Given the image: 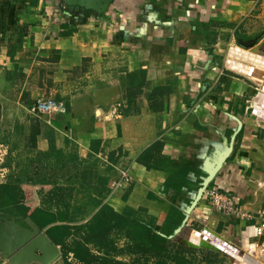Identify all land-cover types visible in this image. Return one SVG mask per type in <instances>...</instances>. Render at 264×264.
<instances>
[{"label": "crops", "instance_id": "crops-1", "mask_svg": "<svg viewBox=\"0 0 264 264\" xmlns=\"http://www.w3.org/2000/svg\"><path fill=\"white\" fill-rule=\"evenodd\" d=\"M262 42L264 0H0L6 166L16 175L54 153L105 159L112 173L100 207L159 228L172 218L176 234L222 226L245 245L255 222L192 206L200 189L218 185L246 208L264 209L260 178L249 173L256 159L264 167V122L253 116L264 82L228 66L264 72V48H255ZM41 98L63 103L67 113L50 123L32 117ZM114 105L120 113L109 120ZM68 167L65 159L61 169ZM127 168L131 183L110 193L118 169ZM11 175L19 202L40 209L51 201L49 183ZM3 249L0 264H14ZM259 255L249 263L263 264Z\"/></svg>", "mask_w": 264, "mask_h": 264}, {"label": "rangeland", "instance_id": "rangeland-1", "mask_svg": "<svg viewBox=\"0 0 264 264\" xmlns=\"http://www.w3.org/2000/svg\"><path fill=\"white\" fill-rule=\"evenodd\" d=\"M261 144H264V141ZM259 149L264 150L262 147ZM65 159L69 167L61 169V163ZM34 160L38 165L37 169L30 168L15 175V170L11 171L9 168L10 176L14 174L23 182L49 183L52 186L51 193L48 191L51 201L40 203L39 208L44 212L42 217L54 223L51 226L63 227V232L68 234L66 245L71 250L79 247L84 250L85 260L77 259L71 252L68 255L70 264H228V258L220 252L190 248L174 242L176 233L173 223L176 221L172 218L165 227L159 228L161 226H157L154 220H142L135 213L115 215L116 213L108 210L100 212V205L107 196V181L112 173V168L106 166L105 159H97L99 162L81 161L75 153H69L68 156L54 153L49 158ZM262 160L264 162V156L260 155L259 163H262ZM257 161L258 159L255 160V171L249 173L260 178L259 182H255V187L264 189V167ZM10 176L3 186H8L10 195H13L17 182ZM26 223L24 225L22 220L13 219L10 213L0 211V224L4 228H35L44 238L48 237L46 231L41 230L35 223ZM213 231L231 243H239L245 251L255 241L264 242V238L252 237L248 238L249 241L244 245L243 239L239 238L233 229L226 233L221 226ZM13 244V249L20 250ZM57 247L61 256L51 264H65L62 248ZM259 253V261L264 264L262 249ZM25 264L44 262L36 257Z\"/></svg>", "mask_w": 264, "mask_h": 264}, {"label": "water", "instance_id": "water-1", "mask_svg": "<svg viewBox=\"0 0 264 264\" xmlns=\"http://www.w3.org/2000/svg\"><path fill=\"white\" fill-rule=\"evenodd\" d=\"M78 8L83 10L85 9L83 6H78ZM255 48L253 50H255ZM263 48H264V42H262L261 44H259V46H257L258 50L259 49L263 50ZM243 60L247 61L246 59ZM248 62L255 63L253 61H248ZM228 66L229 68L237 70L238 72H241L247 76H251L254 78L256 77L260 80L262 79V82H264L263 79L264 72H261L260 70H255L253 68L244 67L241 65L237 66L233 64H228ZM253 109H254V114L258 116H260V111H257V109H262L264 112V83L262 86V90L259 91L254 98ZM253 116L255 118V115ZM206 188L207 186H205L204 188L198 191L196 200L192 206L193 208L200 201ZM206 231L207 230L203 231V233H200V232H196V230L187 227L182 229V231L178 232V234H176L173 240L178 244L190 248H196V249L202 248V249H209L220 252L229 259L228 264H237L238 260L236 259V256L232 253L238 254V252L229 245L222 243L221 241L218 240L217 237L215 238L214 236L210 235L209 232ZM211 239H214V241L217 243L213 242V240ZM13 243H15L20 248V250L13 249L14 246ZM4 245H5V249H3ZM222 246H224L226 249H224ZM0 249L8 251L10 254L14 255L15 258L13 259L14 264H25L26 262L29 263L33 258L36 257L40 258L44 262V264H51L58 257L61 256V252L58 249V247L50 240L49 237L44 238L37 229L35 228L33 230H25L22 228L6 229L1 224H0ZM39 255H43V256H39ZM245 257L251 260L248 256Z\"/></svg>", "mask_w": 264, "mask_h": 264}, {"label": "built area", "instance_id": "built-area-1", "mask_svg": "<svg viewBox=\"0 0 264 264\" xmlns=\"http://www.w3.org/2000/svg\"><path fill=\"white\" fill-rule=\"evenodd\" d=\"M54 1L55 4H58L59 0ZM76 9L79 11H83V9H80L78 7ZM57 11L60 13L61 10ZM120 109V105L112 106L109 112L107 113L108 119L113 120L114 118H116L120 113ZM66 113L67 107L63 103L54 99L45 98L38 99L29 109V114L32 117L45 120L48 123H50L51 119L54 116ZM9 154V145L0 142V185H3L10 176V170L6 166V161ZM131 173L132 171L129 168L118 169V177L110 181V193L121 189L126 184L131 183L133 178V174ZM201 204H205L214 212L226 215L230 218H235L236 221H240L247 224L255 222V239L264 238V209L253 211L251 209L246 208L244 205H242L240 198H238L232 193L224 191L218 185L207 186L203 193V196L194 208H197V206ZM255 243L257 246L261 247L262 251L264 252V242L259 243V241H255ZM236 244L240 246L239 243ZM247 251L246 252L250 254V251Z\"/></svg>", "mask_w": 264, "mask_h": 264}, {"label": "trees", "instance_id": "trees-1", "mask_svg": "<svg viewBox=\"0 0 264 264\" xmlns=\"http://www.w3.org/2000/svg\"><path fill=\"white\" fill-rule=\"evenodd\" d=\"M105 210L111 211V213H115L108 206H103L100 212H104ZM0 211L10 213L11 215L13 213H17L26 218L30 217L35 221V223L41 230L50 227L49 229H47L46 234L55 245L61 246L66 264H70V262L68 261V255L71 252L74 253L77 259L81 261L85 260L84 250L81 247L75 250H71L66 245V236L68 234L63 232V227L61 225L51 226L54 223L50 221L48 222V220L42 217L44 214L43 210L38 208L32 209L22 202H19L17 197L10 195L8 186L0 185ZM117 214L118 213H116L115 215Z\"/></svg>", "mask_w": 264, "mask_h": 264}, {"label": "bare ground", "instance_id": "bare-ground-1", "mask_svg": "<svg viewBox=\"0 0 264 264\" xmlns=\"http://www.w3.org/2000/svg\"><path fill=\"white\" fill-rule=\"evenodd\" d=\"M257 48V47H256ZM252 51H255V50H252ZM252 51H249L248 53L250 54V53H253ZM262 72V71H261ZM264 77V76H263ZM257 111H260V116H258V115H256L255 114V116H256V118L257 119H259V120H262V121H264V112H263V110L261 111L260 109H257ZM207 231L206 232H209L210 233V235H212V236H214L215 238L217 237L218 238V240L219 241H221L222 243H224V244H226V245H229L230 247H232L234 250H236L237 252H238V254H235V253H232V254H234L235 256H236V259L238 260L237 261V264H250L249 262L250 261H255V258L258 256V249L260 248L259 246H257L256 245V243L254 242L253 244H250L249 245V251H250V254H248L245 250H243L241 247H239V246H237V245H235V244H233V243H231V242H229V241H227L225 238H223L222 236H220V235H218V234H216V233H214V232H211L210 230H208V229H206ZM203 231H205V230H203ZM203 231H201L202 233H203ZM197 232V231H196ZM211 236V237H212ZM210 237V238H211ZM209 238V239H210ZM211 240H213V242H215L214 241V239H211ZM215 243H217V242H215ZM219 244V243H218ZM220 245V244H219ZM221 246V245H220ZM224 249H226L224 246H222ZM246 249V248H245ZM231 252V251H230ZM248 256L251 260H249L248 258H246L245 256ZM247 254V255H246ZM260 260V259H259Z\"/></svg>", "mask_w": 264, "mask_h": 264}]
</instances>
